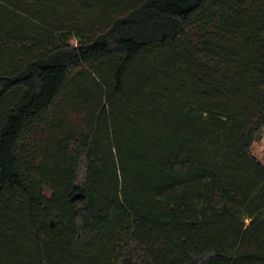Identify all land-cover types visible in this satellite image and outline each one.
Segmentation results:
<instances>
[{"label": "trees", "instance_id": "16d2710c", "mask_svg": "<svg viewBox=\"0 0 264 264\" xmlns=\"http://www.w3.org/2000/svg\"><path fill=\"white\" fill-rule=\"evenodd\" d=\"M264 0H0V264H264Z\"/></svg>", "mask_w": 264, "mask_h": 264}, {"label": "rangeland", "instance_id": "374dc122", "mask_svg": "<svg viewBox=\"0 0 264 264\" xmlns=\"http://www.w3.org/2000/svg\"><path fill=\"white\" fill-rule=\"evenodd\" d=\"M253 154L264 165V133L260 141H258L253 147Z\"/></svg>", "mask_w": 264, "mask_h": 264}]
</instances>
